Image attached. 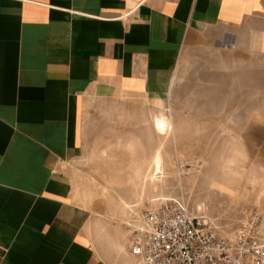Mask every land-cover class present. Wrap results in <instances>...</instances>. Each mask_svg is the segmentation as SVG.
Here are the masks:
<instances>
[{"label": "crops", "instance_id": "obj_1", "mask_svg": "<svg viewBox=\"0 0 264 264\" xmlns=\"http://www.w3.org/2000/svg\"><path fill=\"white\" fill-rule=\"evenodd\" d=\"M251 18L264 0H0V264H114L60 167L82 108L151 91L191 46Z\"/></svg>", "mask_w": 264, "mask_h": 264}, {"label": "rangeland", "instance_id": "obj_2", "mask_svg": "<svg viewBox=\"0 0 264 264\" xmlns=\"http://www.w3.org/2000/svg\"><path fill=\"white\" fill-rule=\"evenodd\" d=\"M166 78L147 93L88 99L78 149L60 166L88 237L118 247L114 264H139L126 256L128 223L159 197L185 201L227 239L246 210L263 215L264 231V18L191 46Z\"/></svg>", "mask_w": 264, "mask_h": 264}, {"label": "built area", "instance_id": "obj_3", "mask_svg": "<svg viewBox=\"0 0 264 264\" xmlns=\"http://www.w3.org/2000/svg\"><path fill=\"white\" fill-rule=\"evenodd\" d=\"M246 213L245 224L227 239L185 201L159 197L128 223L127 251L139 264H264L263 215Z\"/></svg>", "mask_w": 264, "mask_h": 264}, {"label": "bare ground", "instance_id": "obj_4", "mask_svg": "<svg viewBox=\"0 0 264 264\" xmlns=\"http://www.w3.org/2000/svg\"><path fill=\"white\" fill-rule=\"evenodd\" d=\"M170 86V85H169ZM168 93V92H167ZM155 128L156 131L160 134V135H166L168 129L171 127L170 121L166 118H160V119H156L155 121ZM161 157L160 155H158L155 159V168H156V172L160 171L161 172ZM158 173H156V178H157ZM158 179V178H157ZM127 207H130L129 205H126ZM131 208V207H130ZM234 237V236H233Z\"/></svg>", "mask_w": 264, "mask_h": 264}]
</instances>
